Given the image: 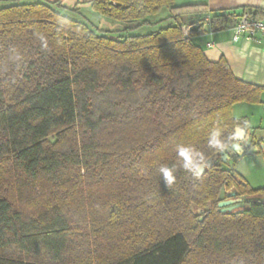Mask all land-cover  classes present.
Wrapping results in <instances>:
<instances>
[{
    "label": "trees",
    "instance_id": "1",
    "mask_svg": "<svg viewBox=\"0 0 264 264\" xmlns=\"http://www.w3.org/2000/svg\"><path fill=\"white\" fill-rule=\"evenodd\" d=\"M82 3L129 24L96 28ZM200 13L173 0L0 7V264H264V200L217 205L264 187L220 158L197 172L237 126L249 129L232 107L261 102L264 86L193 43L200 30L184 32L183 18ZM236 16L213 15L210 27Z\"/></svg>",
    "mask_w": 264,
    "mask_h": 264
},
{
    "label": "crops",
    "instance_id": "2",
    "mask_svg": "<svg viewBox=\"0 0 264 264\" xmlns=\"http://www.w3.org/2000/svg\"><path fill=\"white\" fill-rule=\"evenodd\" d=\"M63 1L65 4L72 6L76 0ZM173 3L174 5L205 6L208 13L191 14L183 18L185 22L182 27L184 32L188 31L192 25H196L199 20H204L198 29L200 32L191 36L193 43L198 45L211 61H217L220 57H223L237 78L264 86V39L251 41L240 38L237 41H233L230 30L237 16L242 12L243 7L249 10L256 8L264 10V0H173ZM0 4H8V0H0ZM231 11H236L237 16L227 24L226 28L217 31L211 29L209 20L213 15ZM208 44L211 45L208 46ZM260 100V103H264V92L261 93ZM235 105L232 107L233 116L235 118L245 117L248 119L249 129L246 130V138L243 144L246 148L256 146L257 152L264 151V144L262 143L264 128H259V123L261 122H258L254 117H247L246 113L234 114ZM252 138L255 142L251 144Z\"/></svg>",
    "mask_w": 264,
    "mask_h": 264
},
{
    "label": "rangeland",
    "instance_id": "3",
    "mask_svg": "<svg viewBox=\"0 0 264 264\" xmlns=\"http://www.w3.org/2000/svg\"><path fill=\"white\" fill-rule=\"evenodd\" d=\"M22 1H30V0H22ZM4 4H0L2 7ZM80 15L83 20L91 24L96 28L103 29H117L118 27H124L129 23H121L113 19L106 18L99 13L93 11L90 6L86 3L79 4ZM165 13V12H164ZM164 13H160L155 15L151 19L153 21H157L163 17ZM165 22L159 21L150 26H142L136 30H134L133 34L146 33L149 31H153L160 26H164ZM264 92V91H262ZM256 106V107H255ZM260 106V107H257ZM234 114L246 113L249 118H256L259 123V128H264V103H246L239 102L236 103L234 109ZM223 166H234L236 172L241 175L249 185L254 188L264 187V151H259L256 153L241 154L238 161L233 162H222Z\"/></svg>",
    "mask_w": 264,
    "mask_h": 264
},
{
    "label": "water",
    "instance_id": "4",
    "mask_svg": "<svg viewBox=\"0 0 264 264\" xmlns=\"http://www.w3.org/2000/svg\"><path fill=\"white\" fill-rule=\"evenodd\" d=\"M201 26V23L192 25L189 30L190 31H198L199 27ZM236 132V139L237 141L233 143L229 148L221 151L220 153H215L209 158L206 159L205 163L200 165L197 169L198 174H202L207 167H211L218 158L221 159L222 162H227L229 161L230 156L233 154H238L241 155L245 152L246 146L243 144L245 138H246V130L237 126L235 128ZM257 147L252 146L247 149L248 154H252L257 152ZM247 200H253V201H258V200H264L263 196H260L258 198H252V197H243L239 195V192L235 189L229 190L226 193V198L218 202V207L221 212H233L237 209H242L245 207V202ZM203 212V209L201 208H196V213L201 214Z\"/></svg>",
    "mask_w": 264,
    "mask_h": 264
},
{
    "label": "built area",
    "instance_id": "5",
    "mask_svg": "<svg viewBox=\"0 0 264 264\" xmlns=\"http://www.w3.org/2000/svg\"><path fill=\"white\" fill-rule=\"evenodd\" d=\"M230 30L233 41H237L240 38L261 41L264 39V20L253 17L251 10L245 9L237 16ZM210 45L208 44V46Z\"/></svg>",
    "mask_w": 264,
    "mask_h": 264
}]
</instances>
